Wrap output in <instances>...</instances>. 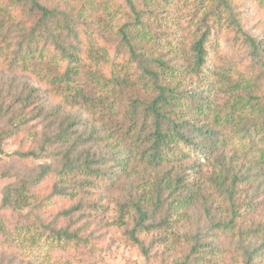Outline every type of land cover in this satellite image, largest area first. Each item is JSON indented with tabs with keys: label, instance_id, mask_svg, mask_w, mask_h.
<instances>
[{
	"label": "rangeland",
	"instance_id": "obj_1",
	"mask_svg": "<svg viewBox=\"0 0 264 264\" xmlns=\"http://www.w3.org/2000/svg\"><path fill=\"white\" fill-rule=\"evenodd\" d=\"M235 1L246 32L264 46V6L254 0ZM9 2L1 0L0 4L10 8ZM17 2L18 11L26 13L28 5L25 1ZM200 2L151 0L148 7L143 6L145 20L150 24V29L147 28L150 33L148 38L154 39L144 41L139 51L145 58L161 55L169 66L166 80L174 85L181 84L180 88L187 92L206 86L204 83L202 87L200 81L184 73L185 67H182L189 62L190 49L198 34L197 24L206 13L200 7ZM67 5L76 13H83V23L79 28L80 59L76 64L77 75L73 79V86L82 91L91 101L90 104L87 105L83 100L69 104L63 102L58 95L63 93L64 88L59 87L58 93H54V87L49 84L55 68L46 60L36 61L41 69L38 78L12 74L0 65V102L5 109L25 86L37 89L44 114L55 111L58 119L53 125L57 129L66 116H71L76 122V126L71 129L74 132L92 136L91 132L94 131V142L83 146V150H88L91 157L97 160L106 156L103 170L109 176L117 175L111 182L103 177L90 180L80 174L68 176L71 189L67 192L73 193L74 197L54 194L55 184L62 186L63 181L57 175L46 176L40 184L29 185L30 205L21 213L0 209V222L4 226H0V264H183L186 254L196 242L203 248H198L199 262L192 261L193 264H246L247 256L264 245V191L259 187L260 193L258 191L259 194H256L254 189L258 187V182L254 186L245 183L240 187L241 207L235 226L232 229L217 228V223H228L233 216L225 198L216 193L210 183L219 167L214 159L207 160L193 149L182 147L190 155L175 164L172 178H175L176 173L182 177L183 184L188 187L186 191L195 200L191 206L181 208L178 212L170 210L168 204L160 209L155 208L157 173L143 164L139 157L125 162L128 166L122 169L115 161L129 160L128 152L123 154L122 151L126 150L130 142L126 131L131 100L139 97L149 101L153 94L144 85L116 89L111 86L106 92L105 82L101 81L102 78L111 80L124 75L121 68L131 74L128 75L130 80H137V66H128L129 63H126L129 59L128 50L118 35L119 26L129 18L124 0H68ZM29 18L31 22L36 20L33 15ZM220 25L212 31L217 33L213 39L218 42V53L211 56L212 61L223 65L229 54L234 61L246 67L247 48L233 43L234 33ZM224 92V89L212 92L213 99L223 104L228 98ZM71 93L75 94V91ZM101 98L105 100L104 105L94 111L91 105ZM37 108L38 105H33L24 111L31 112L29 121L19 130L15 131L7 119L0 122V133L4 134L0 151V206L8 186L34 178L48 166L52 170L61 169L59 156L54 157L58 151L37 158H20L17 155L41 153V140L47 133L51 119H31L37 114ZM20 110V105H16V111ZM56 110H62V114ZM180 112L182 116L186 115L183 119L191 121L196 118L186 106L179 109ZM181 115H176V118L181 120ZM200 121L206 124L204 117ZM95 138L99 139L96 141ZM243 163L240 159L237 163L239 167L235 169L241 170L242 175L246 174ZM167 169L170 170L171 166ZM88 180L90 184L86 183ZM251 201L253 206L250 207ZM140 202L148 213L144 227L138 228L135 234L142 246L130 236L137 228L139 214L135 204ZM77 205H81V211L68 218H59L63 211ZM49 225L56 230L70 228L83 239L82 243L55 240L52 232L44 229ZM253 264H264L263 249L254 256Z\"/></svg>",
	"mask_w": 264,
	"mask_h": 264
},
{
	"label": "trees",
	"instance_id": "obj_2",
	"mask_svg": "<svg viewBox=\"0 0 264 264\" xmlns=\"http://www.w3.org/2000/svg\"><path fill=\"white\" fill-rule=\"evenodd\" d=\"M9 1L10 8H4L0 4V65L12 74L38 78L41 69L36 65V61L38 63L46 60L55 68L52 80L49 82L54 87L53 92L58 93L59 87H63V93L58 95L63 102L69 104L83 100L87 105L90 104L91 101L82 91L73 86V79L77 75L76 64L80 59L79 28L83 23L81 22L83 13L78 14L76 10H70L67 5L68 0H24L28 5L26 13L18 11L17 1L22 0ZM149 1L151 0H124L129 18L118 29L120 40L128 50L129 59L126 63H129L128 66H137L136 82L138 83L134 82L133 78L130 80L128 75L131 74L123 68L121 72L124 75L111 80L101 79L105 82V90L111 86L116 89L144 85L145 89L153 94L149 101L139 97L131 100L128 112L129 126L126 131L130 142L126 150L122 151L123 154L128 152L129 160L115 161L122 169L128 166L125 162L139 157L143 164L157 173L154 185L155 208L160 209L168 204L170 210L178 212L181 208L191 206L195 200L190 198L192 194L186 191L188 187L183 184L182 177L176 173L175 178H172L175 164L190 155L182 147L193 149L197 155H202L207 160L214 159L219 168L212 175L210 183L216 193L225 198L233 215L228 223H217V228L232 229L241 207L240 187L245 183L254 186V183L258 182V187L254 189L256 194L260 193L259 187L262 192L264 191V46L246 32L235 0H201L200 7L206 13L197 24L198 34L190 49L189 62L182 67H185L184 73L200 81L201 86L204 83L206 86L187 92L180 88L181 84L174 85L166 80L169 66L161 55L145 58L139 51L144 41L154 39L148 38L150 33L147 28L150 29V24L145 20L146 12L143 11L144 7H148ZM254 2H260L264 6V0H254ZM32 15L36 19L34 22L29 18ZM219 24L220 27H226L228 31L234 33L233 43L245 45L247 48L246 67L243 63L234 61L229 54L223 65H217L214 60L212 61L211 56L218 53V42L213 39L217 33L212 31ZM222 89L228 98L226 102L219 104L213 99L212 92ZM72 90L75 94L71 93ZM36 92L37 89L25 86L14 96L15 100L9 107L6 106L4 109L3 103L0 102V122L7 119L15 131L19 130L29 121L31 112L24 111L30 106L38 105L37 114L31 119L38 117L51 119L47 133L41 140V153L26 152L17 155L20 158H37L42 154L58 151L54 153V157L59 156L61 169L52 170L48 166L34 178L23 180L19 185L8 186L4 191L1 210L21 213L30 205L29 185L40 184L46 176L57 175L63 180L62 186L55 184V195L74 197L73 193L67 192L71 189L68 186V176L80 174L89 177L90 180L103 177L111 182L117 175L109 176L103 170L107 161L106 156L102 160H97L91 157L88 150H83V146L94 142V131L91 132L92 136L74 132L71 129L76 126V122L71 116H66L57 129L53 125L58 119L55 111L44 114L43 102L39 101L40 94ZM104 101V98H101L91 105L95 108L94 111L100 105H104ZM16 105L21 107L18 112ZM184 106L189 112L194 113L196 116L194 120L183 119L186 115L182 116L181 112L178 113V110ZM57 111L62 114V110ZM176 115H181V120L177 119ZM202 117L205 118L206 124H201ZM3 138L4 134L0 133V151ZM99 138H95L96 141ZM63 147L67 150H61ZM106 153L108 154L107 151ZM230 153L233 155H229ZM240 159L244 161L242 164L246 169L244 175L241 170H235L239 167L237 163ZM168 166H171L170 170L167 169ZM90 180L86 183L90 184ZM252 204L253 201L249 206H253ZM81 208V205H77L63 211L59 218L71 217L81 211ZM135 208L139 214V221L130 236L136 244L142 246L135 234L138 228L144 227L148 213L141 202L136 203ZM0 226L4 227L2 222ZM44 229L50 230L57 241L82 243L83 240L67 227L56 230L49 225ZM199 247L203 248L196 242L186 254L183 264L199 262L197 259ZM262 249L264 250V245L249 254L246 264H253L254 256Z\"/></svg>",
	"mask_w": 264,
	"mask_h": 264
}]
</instances>
